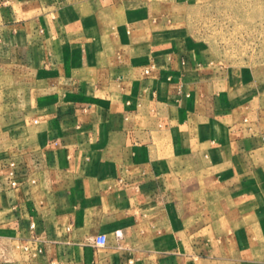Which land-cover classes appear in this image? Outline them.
Returning a JSON list of instances; mask_svg holds the SVG:
<instances>
[{"label":"crops","instance_id":"1","mask_svg":"<svg viewBox=\"0 0 264 264\" xmlns=\"http://www.w3.org/2000/svg\"><path fill=\"white\" fill-rule=\"evenodd\" d=\"M219 1L0 0V264H264V63L186 23Z\"/></svg>","mask_w":264,"mask_h":264},{"label":"rangeland","instance_id":"2","mask_svg":"<svg viewBox=\"0 0 264 264\" xmlns=\"http://www.w3.org/2000/svg\"><path fill=\"white\" fill-rule=\"evenodd\" d=\"M187 14L190 31L214 46L223 59L236 64L264 63V0L190 4Z\"/></svg>","mask_w":264,"mask_h":264},{"label":"built area","instance_id":"3","mask_svg":"<svg viewBox=\"0 0 264 264\" xmlns=\"http://www.w3.org/2000/svg\"><path fill=\"white\" fill-rule=\"evenodd\" d=\"M146 73H149V70H146ZM12 166H15V163H11ZM14 175V171H12L10 173V184L13 187H17L18 186V181L13 177ZM31 227L34 228L35 224L32 223ZM116 235L118 238L122 237V233L120 231L116 232ZM94 242L97 246H105L106 245V236L104 234H99L95 237ZM18 247H20V249H22L23 251L27 252L30 251V245L29 244H19L17 245Z\"/></svg>","mask_w":264,"mask_h":264}]
</instances>
